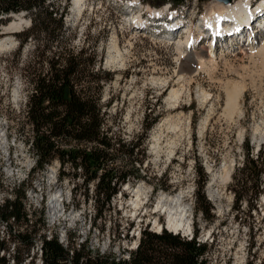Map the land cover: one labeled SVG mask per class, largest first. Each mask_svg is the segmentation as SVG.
Listing matches in <instances>:
<instances>
[{
  "label": "rangeland",
  "instance_id": "374dc122",
  "mask_svg": "<svg viewBox=\"0 0 264 264\" xmlns=\"http://www.w3.org/2000/svg\"><path fill=\"white\" fill-rule=\"evenodd\" d=\"M248 1L250 13L262 14L257 19L259 23L254 22L253 29L246 30L236 40L245 28L242 22L240 30L235 28V34L228 33L229 41L219 39L215 49L208 34L199 43L195 41L200 33H206V17L217 1L187 0L184 5L170 9L174 11L168 14L165 6H170L169 2L155 6L162 0H87L84 10L75 18L74 11L80 9L79 5L75 0L68 2L63 18L66 31L60 43L66 47L72 45L75 50L94 52L101 67L112 74L111 81L104 83L101 99L102 111L107 113L106 127L111 129L112 137L126 144L140 143L145 136L134 152V159L141 162L131 163L133 170H141L145 178L130 179L123 184L111 199L110 208L96 219L92 184L87 186L89 199L84 203L82 177L74 180L78 185L76 202H79L75 207L72 183L70 179L59 180L56 160L44 172L33 173L35 159L25 144L31 127L23 116L30 90L18 73L24 56L33 49V42H27L17 55L15 32L6 29L12 22L20 23L17 30L26 29L29 18L22 16V21L20 17L10 18L1 26L0 40L8 43L0 51V205L5 198L11 199L15 190L24 187L25 211L30 220L34 223L38 217L36 212L43 211L44 227L35 226V229L40 226V230L29 256L22 253L24 264H43L41 239L53 236L66 248L71 243L76 248L86 245L91 257L98 252L111 254L115 261H128L137 240L134 232L154 231L146 214L152 211L157 198L173 199L179 194L184 196L179 202L188 217L191 233L197 232L196 241L207 245L206 264H264V174L256 200L253 196L257 183L252 176L245 185L251 200L236 203L231 191L247 149L253 160L261 149L263 161L260 163L264 164V0ZM65 2L51 0L56 6H63ZM138 11L144 15L140 16ZM165 15L175 17L173 20L183 26L174 38H171L172 32L164 28L160 31L156 21H152ZM132 17L145 21L147 29L138 30L135 20V30H132ZM235 17L243 21L244 16L234 12L220 18L221 23L227 22L225 29H212L222 30L220 37H224L230 30V22H237ZM166 22L169 27L172 20L168 18ZM233 35L236 38H231ZM186 40L195 42L194 49L184 46ZM188 51L199 68L190 75L180 71L182 56ZM17 59L20 62L16 66ZM108 102L110 107L106 109ZM148 123L151 125L145 133L143 129ZM118 156V162L108 161V166L126 165L130 169L124 156L120 153ZM224 167L230 171V178L222 184ZM200 171L207 181L198 194ZM212 178L214 183L210 188ZM136 186H141L143 193L138 212L130 206L131 190ZM200 195L211 206L208 219L197 212ZM214 196H217L215 202ZM54 200H58V217L53 216L51 202ZM180 204L173 203L171 207ZM140 216L142 221L138 222ZM154 217H159L164 226L165 216ZM30 224L26 227L11 221L8 225L0 222V239L8 241L9 229L12 233L30 232L34 229ZM7 244L11 260L12 247L17 244L14 241Z\"/></svg>",
  "mask_w": 264,
  "mask_h": 264
},
{
  "label": "trees",
  "instance_id": "16d2710c",
  "mask_svg": "<svg viewBox=\"0 0 264 264\" xmlns=\"http://www.w3.org/2000/svg\"><path fill=\"white\" fill-rule=\"evenodd\" d=\"M68 2L66 0L63 6H56L51 4V0H0V30L1 26L9 22L10 14L24 12L30 20V26L14 33V36L18 40L17 55L22 53L27 42H33V49L27 52L18 69L19 77L30 90L26 96L23 116L31 127L25 144L35 159L33 173L44 172L56 160L59 163V180L70 179L72 183L75 207L79 202H76L78 185L74 180L78 176L82 177L84 203L89 199L87 186L92 184L94 209L98 213L94 216L96 219V216L101 218L102 212L110 208L111 199L123 184L130 179L145 178L141 170H133L131 164L134 161L141 162L134 159V152L143 143L145 136L140 143L126 144L112 137L111 129L106 127L107 113L102 111L101 99L104 83L111 81L112 74L101 67L94 52L83 48L75 50L70 47L72 45L66 47L60 43L66 31L63 18ZM167 2L175 7L184 5L187 0H162L155 6L160 7ZM19 62L17 59L14 64L17 66ZM110 103H107L106 109ZM150 125L148 123L144 126L145 133ZM19 136L22 137V134ZM260 151L253 160L249 158L247 149L244 162L237 169L239 176L235 177V184L231 188L236 203L251 200L248 199L245 186L251 176L257 183L254 200L260 193V179L264 174ZM119 153L130 163V169H126V165L119 168L108 166V161L118 162ZM206 181L207 177L200 171L198 194ZM21 189L15 190L11 199L3 200L0 205V222L8 225L11 221L26 227L30 222L34 229L14 233L9 229L7 240L14 241L17 246L13 245L14 255L9 260L8 241L0 239V264H24L22 253L29 256L40 226L44 227L43 211L36 212L38 217L34 223L30 220V215L25 211L24 187ZM197 204V212L208 219L211 206L204 195L198 196ZM38 224L39 228L35 229ZM196 238L197 232L191 240H186L179 234L165 230L159 234L144 230L137 248L129 253L128 261H115L111 254L100 255L96 252L91 257L92 253L86 250V245L76 248L71 243L66 248L56 236L42 237L40 258L43 264H206L207 245L196 241Z\"/></svg>",
  "mask_w": 264,
  "mask_h": 264
},
{
  "label": "bare ground",
  "instance_id": "6f19581e",
  "mask_svg": "<svg viewBox=\"0 0 264 264\" xmlns=\"http://www.w3.org/2000/svg\"><path fill=\"white\" fill-rule=\"evenodd\" d=\"M81 1L82 0H75V3H78L80 9H77L76 11H74V17L73 18H75V16H79L81 14V12H82V9L80 7V2ZM211 1H217V2H214L215 5L212 6L214 8L213 10L209 8L210 12L208 11L209 13H208V15L206 17V20H205L206 24H208V25L212 24V25H210L211 28H210V26L205 25L204 29L206 30V33L204 32L203 35H202V33H200L196 37L197 39H196L195 42L199 43V41L204 40L205 36H206L205 34H208L209 37H211V36L215 37L214 38V42H213L214 49L216 48L217 41H219V39H222V40L223 39H227V41H229L230 40V36H228L229 35L228 33L233 32V30L235 28L240 30L242 22L244 23V27H245V25L249 24L251 19H253V22H251V24L254 23V22L259 23V20H257V19H259V17L262 15L260 13L252 14V13L249 12V10H247L248 4H249L248 0H246V1L238 0V1H236V2L234 1L232 3H230L231 2L230 1V2H227L228 4H226L224 2H221L219 0H211ZM69 2H71V0ZM263 6H264V4H263ZM249 8H251V5L249 6ZM262 10H264V8ZM234 12L239 14L240 16H244L242 18L243 21L239 20L238 18L235 17L234 19L237 22H230V24L232 25V26L230 25V30L226 31L224 37H220V34L223 35V31L222 30H217L216 28L213 30L212 28L219 27L221 29H225L224 25H226L227 22L221 23L220 22V18H226L227 16L232 15ZM246 12H247V14L245 15ZM10 15H14V17H11V18H14V19L20 17V20L22 21V19H21L22 16H20L19 14H10ZM158 15H160V13L157 14L156 17ZM244 18H246V19H244ZM173 19H174V17H173ZM173 19H172V24L170 25V28H169L171 30V32H172L171 33V35H172L171 38H174L175 36H177L179 34L180 28L181 27L183 28V26H181V22L180 21L174 22ZM135 20L138 21L137 24H136V25H138L137 26L138 30H146L147 29L146 26H145V21L141 20L140 18H133L132 17V22H131L132 30H135L134 29V26H135V23H136ZM224 21H226V20H224ZM19 25H20L19 22L18 23L12 22L6 27V29L10 30L12 32H17V31H19V30H17L20 27ZM242 32H244V29L241 31V33ZM185 33H188V32H185ZM233 33L235 34L236 31L233 32ZM242 35H243V33L240 34V36L238 38H236V36L233 35V37H231V38H236V40H239V39H241ZM253 38H254V35L252 36L251 39H253ZM195 42H193L191 40H186L185 43H184V46L187 49H194L193 46H194ZM7 43H8L7 40H0V51L1 50L3 51V49L6 48ZM182 57L184 58V60L181 63V66H180V71L181 72L188 73V75H190L191 73H195L196 70H199L198 66H196V63H195L196 59L194 58V56H193L191 51H188L187 54L182 56ZM200 62H201V59H200ZM203 64H204V62L201 63V65H203ZM49 171H51V168L48 169V172ZM223 172H224V174H223V177L221 179V183L225 184L230 178V171L227 168L224 167L223 168ZM214 178H212L210 180L209 184H208L210 188H212V186H213ZM131 193L133 195H131V198H130V202H131L130 206L133 207V210L135 212H138L140 207H141V205H142V199H143L142 198L143 193H142V190H141V186L134 187L131 190ZM183 198H184L183 194H179L177 197H175L173 199L166 198V197L164 198V196H160V197L157 198L156 204L153 207L152 211L149 212V213L147 212V214H146V217L148 218L149 223L152 224L155 233H158V234L161 233L163 231L164 226H165V230L169 231L170 233H174V234H181L182 233L183 237H186V236L190 235L191 226H190V223H188V219H187L188 217L186 215V212L184 211V209L182 207V204H180V202H179V200H181V202H182ZM216 200H217V196L216 197L215 196L212 197V201L215 202ZM57 202H58V200H54V201L51 202L52 210L54 211L53 212V216L54 217H58L57 215L60 212V210L59 211L57 210L58 209L57 208L58 207L57 206ZM173 203L175 204V206H177L178 204H180V205L178 207H174L173 208V207H171L173 205ZM157 214L165 216V224H164V226H163V224H161L159 222V220H158L159 217L158 218L157 217L152 218L153 216H155ZM134 237H136V239L138 240V238L140 237V234L137 232V234H135ZM137 240L135 241V243L133 245L134 249H135V247L137 245Z\"/></svg>",
  "mask_w": 264,
  "mask_h": 264
},
{
  "label": "water",
  "instance_id": "95a60500",
  "mask_svg": "<svg viewBox=\"0 0 264 264\" xmlns=\"http://www.w3.org/2000/svg\"><path fill=\"white\" fill-rule=\"evenodd\" d=\"M219 1L224 2V3H227V2H229L230 0H219ZM19 15H20V16H23L24 13H20ZM9 17H14V15H9ZM164 229H165V228H164ZM138 243H139V240H138Z\"/></svg>",
  "mask_w": 264,
  "mask_h": 264
}]
</instances>
